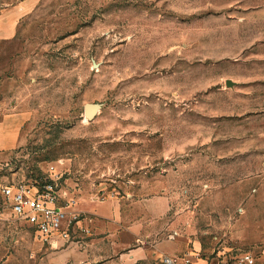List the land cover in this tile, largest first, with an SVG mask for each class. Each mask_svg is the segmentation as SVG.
<instances>
[{
  "label": "rangeland",
  "instance_id": "rangeland-1",
  "mask_svg": "<svg viewBox=\"0 0 264 264\" xmlns=\"http://www.w3.org/2000/svg\"><path fill=\"white\" fill-rule=\"evenodd\" d=\"M262 77L264 0H37L0 38V116L29 113L0 186L57 173L67 198L134 197L144 181L174 194L156 221L180 256L264 264V98L233 93ZM48 250L0 193V264Z\"/></svg>",
  "mask_w": 264,
  "mask_h": 264
},
{
  "label": "crops",
  "instance_id": "crops-1",
  "mask_svg": "<svg viewBox=\"0 0 264 264\" xmlns=\"http://www.w3.org/2000/svg\"><path fill=\"white\" fill-rule=\"evenodd\" d=\"M36 2L37 0H20L2 9L1 39L15 36L19 20ZM261 79L263 77L247 84L243 82L239 86L242 92L233 93L254 96L262 103L260 101L264 95L261 87L264 80ZM260 114L264 115V110ZM28 117L29 113L25 111H11L0 116V159L4 150L20 145L21 128ZM138 189L141 194L134 197L131 193L118 195L113 191L103 193L104 199L96 198L98 194L95 193L74 196L75 204L72 208L91 217L88 222L91 234L81 236L79 244L73 243L56 251H46V264H164V255L180 256L182 242L179 238L175 234L162 233L171 224L157 225V221L164 218L171 208L174 194L164 189L161 193H150L149 184L144 181ZM191 259L192 264H207L203 258L191 255Z\"/></svg>",
  "mask_w": 264,
  "mask_h": 264
},
{
  "label": "built area",
  "instance_id": "built-area-1",
  "mask_svg": "<svg viewBox=\"0 0 264 264\" xmlns=\"http://www.w3.org/2000/svg\"><path fill=\"white\" fill-rule=\"evenodd\" d=\"M59 175L50 173L42 183L18 182L0 186L4 202L12 213L33 228L36 237L47 247L58 250L79 244L81 236L91 234V217L72 208L73 198L58 185ZM104 199L105 195L96 196ZM84 233L85 235H83ZM243 260L253 262L249 254ZM164 264H192L191 256L164 255Z\"/></svg>",
  "mask_w": 264,
  "mask_h": 264
},
{
  "label": "water",
  "instance_id": "water-1",
  "mask_svg": "<svg viewBox=\"0 0 264 264\" xmlns=\"http://www.w3.org/2000/svg\"><path fill=\"white\" fill-rule=\"evenodd\" d=\"M226 84L228 86H232L234 84V81L231 79V78H228L226 80ZM99 108H100V104L97 103V102H87L85 104V116L88 118V119H93L97 112L99 111Z\"/></svg>",
  "mask_w": 264,
  "mask_h": 264
}]
</instances>
